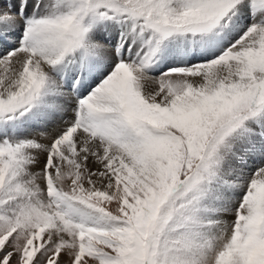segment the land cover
I'll list each match as a JSON object with an SVG mask.
<instances>
[{
    "label": "snow or ice",
    "instance_id": "obj_1",
    "mask_svg": "<svg viewBox=\"0 0 264 264\" xmlns=\"http://www.w3.org/2000/svg\"><path fill=\"white\" fill-rule=\"evenodd\" d=\"M0 264H264V0H0Z\"/></svg>",
    "mask_w": 264,
    "mask_h": 264
}]
</instances>
